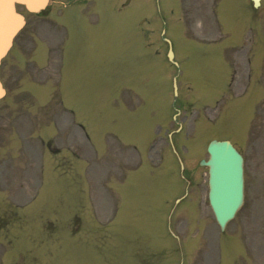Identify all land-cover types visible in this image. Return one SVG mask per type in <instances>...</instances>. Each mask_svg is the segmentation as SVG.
<instances>
[{"label": "rangeland", "instance_id": "374dc122", "mask_svg": "<svg viewBox=\"0 0 264 264\" xmlns=\"http://www.w3.org/2000/svg\"><path fill=\"white\" fill-rule=\"evenodd\" d=\"M70 1L43 15L20 7L26 24L3 66L0 264H264V52L245 55L263 14L254 29L246 0H130L122 13L125 0ZM74 5L88 32L74 31ZM84 38L98 42L73 54ZM215 137L244 157V202L223 233L197 164ZM184 155L198 196L178 202Z\"/></svg>", "mask_w": 264, "mask_h": 264}, {"label": "water", "instance_id": "95a60500", "mask_svg": "<svg viewBox=\"0 0 264 264\" xmlns=\"http://www.w3.org/2000/svg\"><path fill=\"white\" fill-rule=\"evenodd\" d=\"M3 1H6V11L15 18V21L6 36L0 37L2 46V48L0 46V57L10 45L14 34L23 24L22 16L15 12V2H19L26 9L33 12H37L48 2V0H0V3ZM171 57L172 51L169 48L168 58L171 59ZM2 93L3 90L0 86V96ZM207 152L209 154L208 159L206 161L202 160L200 164L208 168L209 202L218 224L223 228L242 202L243 160L227 140L210 141Z\"/></svg>", "mask_w": 264, "mask_h": 264}, {"label": "bare ground", "instance_id": "6f19581e", "mask_svg": "<svg viewBox=\"0 0 264 264\" xmlns=\"http://www.w3.org/2000/svg\"><path fill=\"white\" fill-rule=\"evenodd\" d=\"M7 18L9 19L7 20ZM14 21H15V18L9 12L6 11V1L1 2L0 3V37L6 36V34L11 29L10 27ZM0 46H1V43H0Z\"/></svg>", "mask_w": 264, "mask_h": 264}, {"label": "flooded vegetation", "instance_id": "af4514ba", "mask_svg": "<svg viewBox=\"0 0 264 264\" xmlns=\"http://www.w3.org/2000/svg\"><path fill=\"white\" fill-rule=\"evenodd\" d=\"M263 47H264V38H263Z\"/></svg>", "mask_w": 264, "mask_h": 264}]
</instances>
